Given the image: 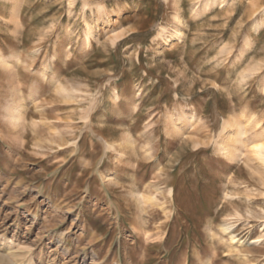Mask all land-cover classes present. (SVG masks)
I'll list each match as a JSON object with an SVG mask.
<instances>
[{
  "label": "rangeland",
  "instance_id": "1",
  "mask_svg": "<svg viewBox=\"0 0 264 264\" xmlns=\"http://www.w3.org/2000/svg\"><path fill=\"white\" fill-rule=\"evenodd\" d=\"M103 1L112 24L87 43L83 0H0L4 263L263 264L264 167L215 147L235 112L264 130V0Z\"/></svg>",
  "mask_w": 264,
  "mask_h": 264
},
{
  "label": "bare ground",
  "instance_id": "2",
  "mask_svg": "<svg viewBox=\"0 0 264 264\" xmlns=\"http://www.w3.org/2000/svg\"><path fill=\"white\" fill-rule=\"evenodd\" d=\"M74 1L75 0H70V3H74ZM173 1H175V0H173ZM17 6H18V2L13 5L12 10L15 11L17 9ZM83 6L91 8L90 21L86 20L84 22L85 23V31H84V37H83L84 42L89 43L90 39L95 36V33L99 32L102 28H104L106 26H110L112 23H111L110 18L106 19V20L100 19V16L103 15L107 11L105 1L95 0L94 2H92L90 4L87 0H83ZM113 11H114V8H112V12ZM172 17H173L172 18V24H171L170 28L166 29L165 27L162 26L158 32V36H160L162 38L161 43H160V49L158 50L159 56H161L163 54V49L165 47L170 46L174 41H176L179 38L180 35H182L181 30L179 29V24L181 22V17H182L181 13L179 11H176ZM121 37H122L121 34L114 33V34H112L110 39H111L112 43H115L117 40L119 41L121 39ZM0 52H1V49H0ZM3 57H4L3 53H0V63H2L4 61ZM4 65H6V63ZM113 91L115 94H117V91L115 89H113ZM15 92H16V94H18V93H20V90H17ZM1 97L2 96L0 95V98ZM4 110L6 111L5 117L9 121L8 134H10L9 132H11L13 129H15L17 127L18 123L24 118V105H23L22 99L19 98L18 100L13 101L12 104L8 103L7 106L4 108ZM170 116H172V114H170ZM170 116L168 115V117H170ZM175 117L173 118L174 120L170 124V128H168V126H166L165 131L176 130L178 133L183 134L184 131L182 132V130L186 129L183 127L184 126L183 123L187 119H189L188 118L189 116H188V114L184 113V115L181 116V118L179 120H178V117H177V119H175ZM193 125H194L193 122H190V127H193ZM257 128H262L260 126V121L253 115L245 114L243 112V110L239 111V112H235L233 114H230V115L224 117L223 121H222L221 129H220V132L218 135L219 142L216 144V147H215L216 152L218 154H220L222 157H224V159H226V160L230 159L232 161L241 159L243 152H244V154L246 152L247 154L245 157L247 160L258 161L264 167V137H263L264 134H262L264 132V130L260 134L257 133L256 135H253L252 136L253 138L252 137L248 138L250 135H252L251 132L252 131L255 132L257 130ZM208 129H209V127H208ZM218 137L216 136L217 140H218ZM123 138L124 137H121L120 139H118L116 141V142H118L116 146L120 147L122 150L119 153L120 159H122V157L125 156L124 144L126 142ZM109 147L110 146H108V148ZM110 148H112V147H110ZM223 223L221 226L220 225L219 226L223 232L227 233V235L230 237V240L233 243H239V244L242 243L243 241L238 239L237 236L234 234L233 225L226 224V223L223 224ZM62 240H63V238L61 239V241ZM9 241H11V240H9ZM260 241H261L260 239H254L251 241V243H258ZM12 247L13 246L7 247V250H5L4 252H0V263L9 262L10 260L8 261V259H13L11 257L16 256L15 258H18L19 254H16L13 251H11ZM262 263L264 264V260L262 261ZM4 264H6V263H4Z\"/></svg>",
  "mask_w": 264,
  "mask_h": 264
}]
</instances>
